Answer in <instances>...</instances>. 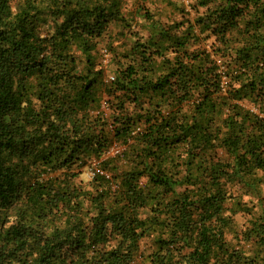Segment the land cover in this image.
Masks as SVG:
<instances>
[{"label": "trees", "instance_id": "16d2710c", "mask_svg": "<svg viewBox=\"0 0 264 264\" xmlns=\"http://www.w3.org/2000/svg\"><path fill=\"white\" fill-rule=\"evenodd\" d=\"M191 1L0 0V264H264V0Z\"/></svg>", "mask_w": 264, "mask_h": 264}, {"label": "rangeland", "instance_id": "374dc122", "mask_svg": "<svg viewBox=\"0 0 264 264\" xmlns=\"http://www.w3.org/2000/svg\"><path fill=\"white\" fill-rule=\"evenodd\" d=\"M125 1H126L125 13L134 11V10L136 12L138 10H142L140 14L136 15L137 16L136 20L138 24H136L135 22H131L130 29L129 27L123 28V26L117 23H112L110 25L107 31V34L101 39L100 47H99L101 53L105 54L106 58L112 57V54L108 50V48H110V45L113 48L117 49V52H121L123 50H126L125 44L126 42H129L130 40H132V38L137 39L139 37H142L145 40V38L147 37L146 27L148 25V21L147 19L143 17V16H147V14L143 15L144 12L148 11L150 15L155 14L154 16L155 20H160L164 23H169L172 21H179L182 18L181 17L182 15L173 12V9H171L170 7H167L166 0H147L146 3L144 4H142V1H138V0H125ZM184 2L187 5V10H190L189 4L190 3L192 4V1L184 0ZM136 32H137V35H135ZM111 76H113L115 79V73L113 71L110 72L108 77L110 78ZM117 146L119 145L115 143L114 147H117ZM93 174H94L93 168L85 169L83 175L81 176L83 184H88L92 180ZM261 192L264 195V185L261 188ZM244 200L249 202L252 199L249 196H245ZM245 217L246 216L243 213L238 214L235 217V221L239 225H243L247 221ZM148 241L150 242V240H146L144 242L143 248L145 244L148 243Z\"/></svg>", "mask_w": 264, "mask_h": 264}, {"label": "built area", "instance_id": "2783aa9c", "mask_svg": "<svg viewBox=\"0 0 264 264\" xmlns=\"http://www.w3.org/2000/svg\"><path fill=\"white\" fill-rule=\"evenodd\" d=\"M114 80V77L111 76L110 78L108 77V81ZM124 148L122 146H117V147H112L110 150L111 154H117L120 153ZM98 173H100L101 175H105L107 177H109V174L105 173L104 171H101L99 168L96 170Z\"/></svg>", "mask_w": 264, "mask_h": 264}]
</instances>
